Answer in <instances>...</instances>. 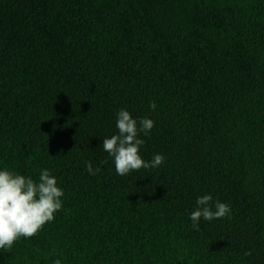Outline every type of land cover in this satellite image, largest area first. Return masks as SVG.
Masks as SVG:
<instances>
[{"label": "trees", "instance_id": "obj_1", "mask_svg": "<svg viewBox=\"0 0 264 264\" xmlns=\"http://www.w3.org/2000/svg\"><path fill=\"white\" fill-rule=\"evenodd\" d=\"M121 109L159 168L117 174ZM5 169L64 196L0 264H264V0H0ZM206 194L232 211L197 231Z\"/></svg>", "mask_w": 264, "mask_h": 264}, {"label": "clouds", "instance_id": "obj_2", "mask_svg": "<svg viewBox=\"0 0 264 264\" xmlns=\"http://www.w3.org/2000/svg\"><path fill=\"white\" fill-rule=\"evenodd\" d=\"M150 107L155 109V103ZM117 116L118 134L103 139V150L114 158L117 174L127 176L133 171L159 168L165 160L162 154H155L150 162L140 154L145 141L139 137L141 134L148 136L155 122L146 117L134 119L125 109H121ZM86 168L91 175L100 171L99 168L93 169L91 162ZM63 196L57 178L48 169L41 171L38 181L7 169L0 171V250H11L21 238L30 239L43 231L62 209ZM212 201L210 194L197 198L198 207L190 214L193 229L199 230L201 218L212 221L230 217L232 210L228 204L217 200L213 210ZM54 264L62 262L56 259Z\"/></svg>", "mask_w": 264, "mask_h": 264}]
</instances>
